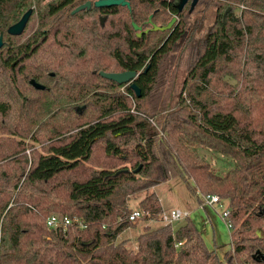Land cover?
<instances>
[{"label": "trees", "instance_id": "1", "mask_svg": "<svg viewBox=\"0 0 264 264\" xmlns=\"http://www.w3.org/2000/svg\"><path fill=\"white\" fill-rule=\"evenodd\" d=\"M32 1L0 0V30ZM227 1L238 10L219 11L193 31L181 20L163 42L161 30L137 36L131 21L146 19L155 3L167 12V0L74 13L75 4L56 0L41 10L36 35L15 41L5 33L0 264H236L235 255L240 264H264V233H256L264 226V0ZM98 12L109 15L103 25ZM175 47V67L164 72ZM108 57L120 70L138 72L140 95L100 74L114 71ZM182 62L187 73L173 94ZM173 177L199 203V193L227 200V219L240 233L233 249L211 246L188 217L174 226L143 225L133 246L117 239L136 222L160 217L164 208L150 189ZM140 190L146 192L137 207L148 213L131 220L129 199ZM50 212L78 216L84 225L50 227Z\"/></svg>", "mask_w": 264, "mask_h": 264}, {"label": "rangeland", "instance_id": "2", "mask_svg": "<svg viewBox=\"0 0 264 264\" xmlns=\"http://www.w3.org/2000/svg\"><path fill=\"white\" fill-rule=\"evenodd\" d=\"M46 1L47 0H33L32 1L30 6L33 7V13L30 16L29 21L27 22L26 27L23 30V32L21 34H18V35H12L14 37L13 39L15 41H23L24 39L27 38V36L31 32L36 30V28L38 29L39 20L41 17L40 13H41V10L46 6ZM225 4L227 5L226 8L232 7V6H235V7L237 6L236 3L232 2V1H227V0L223 1V4L220 3V0H199L198 4L195 6L193 11H191L189 13L184 11L185 13L182 15V20L185 24V27L188 28V31H191V30L193 31L194 30L193 28L196 25L197 26L202 25V27L206 28L207 25L212 23L214 21V19L219 16V14H218L219 11L221 12V14H224ZM219 6H220V10H219ZM154 7H159V5L157 3H155L149 9L153 10ZM236 10H238V7H236ZM148 11H149L148 9L144 10L145 13H147ZM121 16H120V18H121ZM159 18L163 19L164 15H163V17H159ZM122 19L126 20L125 15H123ZM160 19H156V21H161ZM166 19H168V18L165 17V19H163V21H165ZM119 25L120 24H118V26H117L118 30H120ZM134 32H135V34H137L136 31H134ZM159 35H161V34H159ZM119 42L120 43L122 42L120 37H118L116 40L114 39L110 43V45L112 47H114V45L119 44ZM178 50L179 49L177 47L173 48L171 54L168 55L167 58H165L163 60L161 65L162 66L164 65V67H165L164 69L162 67V70L164 72L167 70L168 66H171V68L175 67L176 58H174V56L172 54H176V52ZM107 60H108L109 64L111 65L110 68L112 70H114V71L120 70V68L116 67L115 62H114V60H112L111 57H108ZM187 69H188V65L183 63L175 72L173 94H176V90H178L179 84L182 83L184 77L186 76ZM172 71H173L172 69H168V72H172ZM169 75H171V73ZM225 78H227L231 82L234 81V79L230 76H225ZM166 87L167 86H165V88ZM120 89L124 90V87L122 86ZM169 90H170V88H168V91ZM184 94H185V92L183 93V95ZM25 141L31 142V144H33L30 137H27ZM34 147L39 149L41 147V143L35 142ZM28 149H30V148H28ZM152 187L150 190L154 189L155 192L158 194L159 198H161L160 199L161 204H162V207L164 209H167V208H170L173 206L180 207L182 209L190 208L191 209L190 210V219L193 222L195 221L197 224H200L201 220H200V218L198 219L197 216L201 215V213L203 214L204 209L201 206L195 207V205H199V201L196 199V197L191 192V190L188 189L187 185L184 183V181L182 179H180L179 177H173V178L161 181ZM145 192H146V190H140V191L136 192L134 195H132L130 197L129 204L132 207H137L138 200L145 194ZM226 203H227V200H224L223 205H226ZM220 210H221V207H219V206H216V209L213 210L214 213L218 216V229H217L216 235H217V237H219L223 240L222 242H224V244L227 245V247L229 249H233V241H234V238L236 237V235L238 233L236 234L234 232V229H231L230 227H229L230 230L228 229L227 222L224 219H222V217L219 216ZM204 218H205V215H204ZM186 220H187V218L179 221L178 223L184 222ZM147 223L154 225V224H159V223H163V222L161 220H159V218L158 219L153 218V219L140 220V221L136 222V224H133V225L125 228L123 231H121L119 233V235L117 236V239L127 238L125 241L126 244L129 246H133L135 243V239H134L135 235L142 229L143 225H145ZM201 231L203 232V230H201ZM229 231H230V234H229ZM204 233H206V232H204ZM263 233H264V226L261 227V234H263ZM238 236H240V233L238 234ZM204 237H206V234ZM208 239H211V236H208ZM236 259H237V255H235L233 260L235 261L236 264H240L238 261H236Z\"/></svg>", "mask_w": 264, "mask_h": 264}, {"label": "water", "instance_id": "3", "mask_svg": "<svg viewBox=\"0 0 264 264\" xmlns=\"http://www.w3.org/2000/svg\"><path fill=\"white\" fill-rule=\"evenodd\" d=\"M196 0L192 1V4H194ZM186 2V0H177V8L180 10L183 6V4ZM174 3V0H173ZM114 4H121V5H126L128 8L130 7V3L128 0H95L93 2V6L95 7H103V6H110ZM91 6V2L87 1L84 3H81L77 5L72 11H78L83 8H89ZM230 7H227L225 12L229 9ZM32 13V7L27 8L19 17L18 20L15 22L11 23L7 28L6 31L0 30V47L3 44V39H4V34L5 32L11 35H18L21 34L27 24V21ZM176 20V17L173 16L166 24H156L151 20V15H149L148 22L151 23V27H147L145 29L141 28V25L137 24L134 20H132V26L134 29H138L139 31L137 32V35L141 34V31H148L150 30H165L171 27L173 22ZM104 22V16L100 17V23L103 24ZM100 74L104 77L110 78L112 80H115L118 83H125L129 84V86L135 91L136 95H140L141 90L140 87L137 85L135 82V77L137 75L136 70L132 69H126V70H119V71H104L100 70ZM30 82L33 86L36 88H43L44 84L35 80L34 78L30 79ZM256 233L258 235H261V228H257Z\"/></svg>", "mask_w": 264, "mask_h": 264}, {"label": "built area", "instance_id": "4", "mask_svg": "<svg viewBox=\"0 0 264 264\" xmlns=\"http://www.w3.org/2000/svg\"><path fill=\"white\" fill-rule=\"evenodd\" d=\"M197 192H199L197 190ZM201 195L202 203L206 204L213 209H216V206L221 207V210L219 212V216L225 219L227 222L228 227L232 229L231 222L227 219L228 213H229V207L228 202L226 205H223V201L225 199H222L218 194L216 193H199ZM148 211L144 210L139 207H133L132 210L128 214V218L131 220H136L141 218L144 214H147ZM189 215V210L182 209L180 207H170L167 209H163L159 220H161L164 224H171L176 225L179 221L184 220ZM153 219V218H149ZM74 222H77L79 225H84L82 219L78 216L70 217L67 214H62L59 212H50L46 218V224L50 227H55L58 225H62L66 227L69 224H72Z\"/></svg>", "mask_w": 264, "mask_h": 264}, {"label": "flooded vegetation", "instance_id": "5", "mask_svg": "<svg viewBox=\"0 0 264 264\" xmlns=\"http://www.w3.org/2000/svg\"><path fill=\"white\" fill-rule=\"evenodd\" d=\"M53 1H56V0H47L46 1V4L47 3H49V2H53ZM69 3H71V4H75L71 9H70V12L71 13H74V12H76V11H72L77 5H79V4H81V3H84V2H87V1H89V2H91V6L89 7V8H91V7H95V6H93V2L95 1V0H67ZM128 1H130V0H128ZM170 4H171V8L169 7V6H167L168 8L166 9L167 10V12L165 11H163V7H154V9L152 10V12H150L149 14H148V16H147V18L146 19H142L138 24L139 25H141V28L142 29H145V28H147V27H151V23H149L148 22V18H149V15H151V20L153 21V22H155L156 24H166L173 16H175L176 17V20L173 22V24L171 25V27L170 28H168V29H165V30H161L162 32H163V40H162V42L163 41H165L168 37H169V35H170V33H171V31H172V29H173V27L177 24V23H179L181 20H182V15L185 13V12H191V11H193V9L195 8V6L198 4V2H199V0H196L195 2H194V4H192V1L193 0H186V2L183 4V6H182V8L179 10L178 8H177V6H176V4H177V0H174V3H173V0H167ZM130 3V2H129ZM71 5H69V6H66V9H67V7H70ZM30 7H32V6H30ZM103 7H106V6H103ZM89 8H87V9H89ZM98 9L99 8H102V7H97ZM185 11V12H184ZM32 13H33V7H32ZM32 13H31V15H32ZM30 15V16H31ZM163 15H164V18L163 19H165V17L166 18H168V19H166L165 21H163V19H160L159 17H163ZM102 16H104V21L108 18V13H105V12H98L97 13V18H98V20H99V23H100V17H102ZM154 17H156V18H154ZM30 18V17H29ZM156 19H160L161 21H156ZM28 21H29V19H28ZM27 21V22H28ZM131 23H132V21H131ZM101 24V23H100ZM103 24H104V22H103ZM103 24H101V25H103ZM26 27V26H25ZM25 29V28H24ZM38 29L36 28V30H34L33 32H31L28 36H32L33 34H37L38 33V31H37ZM135 31H136V33H137V31H139L138 29H135ZM148 31H150V29L148 30ZM148 31H144V30H142L141 31V34L140 35H137V36H141L142 34H145V33H148ZM42 33H43V36L40 38V40H42L43 38H44V35H45V29H42ZM48 34H50V33H48ZM27 36V37H28ZM151 41V40H150ZM139 49H141V51H143V48L141 47V48H139ZM151 55H152V53L147 57V62L149 61V59H150V57H151Z\"/></svg>", "mask_w": 264, "mask_h": 264}, {"label": "crops", "instance_id": "6", "mask_svg": "<svg viewBox=\"0 0 264 264\" xmlns=\"http://www.w3.org/2000/svg\"><path fill=\"white\" fill-rule=\"evenodd\" d=\"M161 199V198H160ZM201 206L204 209L203 214L201 213V215H198L197 218L201 220L200 224L196 225L203 230V234L205 237V240L211 245L214 246L216 248H218L219 251H223L225 248H227V245L224 244V242H222L223 240L219 237H217L216 232L218 229V216L214 213L212 207L203 204L202 202L199 203V205H195V207ZM189 209V215L188 218H190V208H187V210ZM205 215V218H204ZM223 219V218H222ZM225 220V219H224ZM228 227V226H227ZM229 229V227H228ZM230 230V229H229ZM206 232V233H204ZM230 234V231H229ZM208 236H211V239H208Z\"/></svg>", "mask_w": 264, "mask_h": 264}]
</instances>
